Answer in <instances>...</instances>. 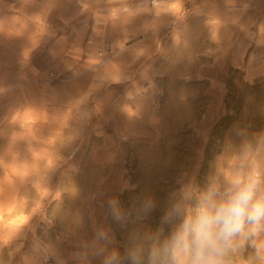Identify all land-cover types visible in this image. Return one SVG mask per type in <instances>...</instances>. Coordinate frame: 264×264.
I'll use <instances>...</instances> for the list:
<instances>
[{
	"label": "clouds",
	"instance_id": "1",
	"mask_svg": "<svg viewBox=\"0 0 264 264\" xmlns=\"http://www.w3.org/2000/svg\"><path fill=\"white\" fill-rule=\"evenodd\" d=\"M35 2L0 0V34L21 35L29 24L36 25L32 46L22 53L24 62L46 32L43 14L29 16L26 12ZM75 3L81 14H91L96 35L102 36L111 27L120 36L111 46V56L100 46L92 47L86 54L80 48L72 49L69 54L76 61L86 57L83 66L93 77L88 88L64 109L50 113L47 107H19L6 118L12 130L0 128V137L8 140L0 152V264H17V257L18 264H48L50 259L55 264H67L46 237L56 220L69 221L73 235L82 225L79 211L65 206V198L75 200L80 190L70 179L53 188L51 177L62 168H66V177L78 172L71 157L64 153L76 144L91 116L101 111L100 102L90 110L89 101L111 85L128 84L120 111L130 120L139 118L159 94L150 63L153 56L164 58L170 69L191 64L197 53L186 20L190 14L201 15L202 7H207L210 0ZM186 3H191V10ZM224 3L226 16L212 11L205 20L209 41L219 46L222 32L236 26L257 47H264V21L255 25V32L241 23L242 14L250 7L249 0ZM54 6L55 0H47L46 10ZM140 18L144 19L134 27ZM166 26L171 29V46L167 48L159 35ZM149 34L154 49L143 39L131 43L134 36ZM125 53L130 57L127 62L120 59ZM207 54H213V50ZM140 61L143 63L139 68L131 71ZM10 90V86L0 84V97ZM19 143L24 145L23 151L16 149ZM176 183L178 187L168 194L158 226L134 228L123 253L114 246L111 228L93 223L94 235L79 241L71 259L75 264H90L92 257L101 258V264H264V129L252 131L248 124L234 125L209 161L203 181L198 180L196 173L184 172ZM156 206L152 195H145L138 205L128 209L116 198L108 200L109 213L121 226L140 224ZM41 225L42 235H38Z\"/></svg>",
	"mask_w": 264,
	"mask_h": 264
},
{
	"label": "rangeland",
	"instance_id": "2",
	"mask_svg": "<svg viewBox=\"0 0 264 264\" xmlns=\"http://www.w3.org/2000/svg\"><path fill=\"white\" fill-rule=\"evenodd\" d=\"M249 2L241 23L255 32V25L264 21V0ZM46 3L36 0L26 9L29 16L43 14L46 25L27 62L22 53L31 48L36 25L29 24L21 35L0 34V84L11 87L0 97V128L6 132L12 130L6 119L12 110L26 105L47 107L50 113L62 110L88 88L93 73L83 66L86 57L79 62L73 59L69 54L73 48L86 54L100 46L111 56V46L120 36L111 27L102 36L96 35L91 14H81L75 0H55L50 10H46ZM186 7L191 10V3ZM212 11L226 16L224 0H210L207 7H202L201 15L190 14L186 20L197 53L191 64L170 69L164 58L153 56L150 63L159 94L139 118L130 120L120 111L128 84L111 85L89 101L90 110L100 102L101 111L91 116L76 144L64 153L71 157L78 172L66 177V168H62L51 177L53 188L70 179L80 190L75 200L65 198V206L79 211L82 225L73 235L69 221L56 220L46 237L67 264H75L71 254L78 250L79 241L94 235L93 223L111 228L114 246L123 253L134 228L158 226L168 194L178 187L176 181L182 173H196L203 181L209 161L234 125L248 124L252 131L264 129V47H257L236 26L222 32L219 46L211 43L205 20ZM143 19H137L134 27ZM170 31L166 26L159 34L166 48L171 46ZM137 39L154 49L150 34L134 36L131 43ZM209 49L213 54H207ZM120 59L127 62L130 57L125 53ZM141 63L131 71L135 72ZM7 143L6 136L0 137V152ZM16 149L23 151L24 145L19 143ZM145 195H152L157 206L140 224L121 226L112 219L109 199H118L128 209L138 205ZM43 227H38V235H42ZM48 264L55 261L50 259ZM90 264H101V258L92 257Z\"/></svg>",
	"mask_w": 264,
	"mask_h": 264
}]
</instances>
